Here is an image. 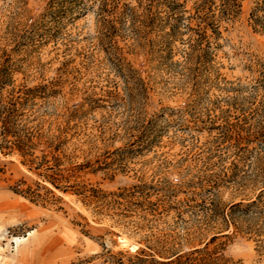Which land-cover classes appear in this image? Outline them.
<instances>
[{
	"label": "rangeland",
	"instance_id": "obj_1",
	"mask_svg": "<svg viewBox=\"0 0 264 264\" xmlns=\"http://www.w3.org/2000/svg\"><path fill=\"white\" fill-rule=\"evenodd\" d=\"M262 1L0 0V264H264Z\"/></svg>",
	"mask_w": 264,
	"mask_h": 264
},
{
	"label": "trees",
	"instance_id": "obj_2",
	"mask_svg": "<svg viewBox=\"0 0 264 264\" xmlns=\"http://www.w3.org/2000/svg\"><path fill=\"white\" fill-rule=\"evenodd\" d=\"M240 0H201V2L197 6V11L199 14L203 13L204 17L201 18V27L198 32V38L196 42L201 47V44L207 42L208 47L211 45V36L208 35V29H212L214 35L220 36L221 34V27L223 22H229L234 20L240 13L241 8ZM264 12V0L258 4L257 8L253 13V19L256 27L261 26L264 29V16H258V13ZM203 51H206L204 49ZM10 113V112H9ZM11 116L8 115L4 118L5 122V133L10 131ZM22 141L17 139L14 145L21 147ZM9 147L10 143L8 141L5 144H2L1 148Z\"/></svg>",
	"mask_w": 264,
	"mask_h": 264
},
{
	"label": "bare ground",
	"instance_id": "obj_3",
	"mask_svg": "<svg viewBox=\"0 0 264 264\" xmlns=\"http://www.w3.org/2000/svg\"><path fill=\"white\" fill-rule=\"evenodd\" d=\"M31 234H32V233H31ZM31 234H30V235H31ZM24 240H25V239H24ZM121 242H122L124 245H128V244H129V241L126 240V239H123V238L121 239ZM131 247H132L133 249L136 248V246H132V245H131Z\"/></svg>",
	"mask_w": 264,
	"mask_h": 264
}]
</instances>
